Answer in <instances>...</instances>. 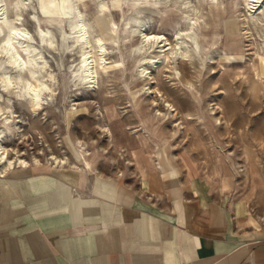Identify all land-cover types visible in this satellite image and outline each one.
Instances as JSON below:
<instances>
[{
	"label": "rangeland",
	"instance_id": "obj_1",
	"mask_svg": "<svg viewBox=\"0 0 264 264\" xmlns=\"http://www.w3.org/2000/svg\"><path fill=\"white\" fill-rule=\"evenodd\" d=\"M257 1L0 0V42L12 23L26 30L29 38L17 36L15 48L22 58V47L34 49V75L49 87L47 105L34 114L18 82L4 90L0 81L2 145L9 156L15 149L30 164L33 157L45 164L51 154L74 163L73 144L80 140L90 150L89 161L97 158L93 170L98 166L115 177L133 171L142 148L154 162L168 154L218 196L242 203L249 222L264 227V80L255 81L252 68L264 73V0ZM77 20L87 44L78 41ZM188 27L198 48L187 37ZM143 35L159 39L143 44ZM178 43L188 58L175 49ZM82 55L91 61L90 77L80 71ZM5 58L0 53V76L30 77L31 66L15 71ZM145 88L132 109L131 92ZM161 102L176 114L160 121L163 133L178 122L181 129L167 145L157 141L162 150L156 151L139 129L141 120L166 111ZM211 107L221 110L211 115ZM215 117L226 124L218 125Z\"/></svg>",
	"mask_w": 264,
	"mask_h": 264
},
{
	"label": "crops",
	"instance_id": "obj_2",
	"mask_svg": "<svg viewBox=\"0 0 264 264\" xmlns=\"http://www.w3.org/2000/svg\"><path fill=\"white\" fill-rule=\"evenodd\" d=\"M140 151L121 177L78 162L0 177V264H264L242 203Z\"/></svg>",
	"mask_w": 264,
	"mask_h": 264
},
{
	"label": "bare ground",
	"instance_id": "obj_3",
	"mask_svg": "<svg viewBox=\"0 0 264 264\" xmlns=\"http://www.w3.org/2000/svg\"><path fill=\"white\" fill-rule=\"evenodd\" d=\"M250 2H251V4L256 5L258 1L257 0H250ZM6 21H8V20H6ZM251 22H252V20H251ZM10 23H12V21ZM73 25L77 29L76 33L78 34V41H82V42L86 43V41H87L86 32H85L84 26L82 25V22L77 20V21H75L73 23ZM39 31H40V29H39ZM140 31H142V29ZM45 32L41 31L40 34H43ZM141 33H143V32H141ZM24 35H27V37H28V32L26 30L21 29L20 27L14 26L13 23H12L10 26L7 27L5 37L0 42V53L4 54V56H6V58H5L6 61L11 65L12 69H14L15 71L16 70H23L24 67H27V65L31 66L30 71L28 70V72H29L28 75H30V77L26 79V78H21L19 76L16 79V81H15V80L12 79V77L10 75L5 73V74H2L0 76V81H1V84H2V87L4 88V90L13 87L14 84L18 82L21 85L19 87H21V90L23 92L22 95L26 96V98L29 99L30 111L32 113H34V114H39V112L44 109V105H47V102H48V98L47 97L49 96V94H46V93L49 90V87H48V84H46L44 82V79H43V81H41L38 78H36V76L34 75V71L35 70H33V68L39 66V65L36 66V64H37L36 63L37 61L35 60L36 57H33V55H31L32 51L34 49L28 44H26L24 47H22V49L26 51V55H25L26 59H25V58L21 57V55L18 53V51L15 48V45H14L13 41L15 40V42H18L17 36H24ZM196 36H197V34H196ZM187 37L194 42V45H192L194 48H198L199 47V44H198V42L196 40L197 37L195 38V34L192 31V27H188ZM22 38L24 39V37H22ZM150 39H159V36H156V35H153V36L143 35V39H142V41L140 43L144 44V42H148ZM30 41H31V39H30ZM97 41H98V43H96V44H98L97 45L98 49L99 48L101 49L102 45H101V43L99 44L100 41L98 39H97ZM212 41H214V39ZM87 43H88V41H87ZM140 46H141V44H140ZM176 47L177 48H175V49L180 51V55L181 56H187V58H188V50L187 49L186 50L184 48L182 49V47L179 46V43H178V45H176ZM196 51H197V49H196ZM176 53H177V51H176ZM177 55H178V53H177ZM97 56H98V60L102 58V56L100 54H98V53H97ZM89 62H91V61H89V58L86 57L85 55L80 60V65H81L80 67L81 68L80 67L79 68H80V71H81V69H83L82 71L84 72V75L81 74L83 76V78L91 76V69L89 68V64H91V63H89ZM44 65L45 64L43 63V66ZM40 68H41V66H40ZM252 68H253L255 81L260 79V78L262 80H264V73H262L260 71V69H258L255 66H252ZM36 71H37V69H36ZM92 73H94V72H92ZM38 75H39V73H38ZM81 82H82V80H81ZM262 83H264V81H262ZM145 90H146V88L145 89H141L140 91H138V93H141V94H136L135 92L134 93L131 92L130 95H131L132 99L134 100L132 109H136L137 108V100H136V98L137 97L139 98V96L144 95ZM131 102H132V100H131ZM161 104H162V102H161ZM154 105L160 106V104L158 102H154ZM162 107H163L162 110H164V111L166 110L165 112H163V113L156 112L155 115L151 117V119L147 118V119H145V121L141 120V124L143 126H142L141 129H139V130H142V133L145 135V137L148 138V140L152 141V143L154 145V150H156V151L157 150H162V148H160L158 146L157 141H161L162 143L167 145L169 143V139H171L172 137L176 136V132L181 129V127L179 126L180 123L178 122V124H176V123L173 124V129L168 134L163 133V129H162L160 121L161 120L168 121L171 118H173L176 114H174L175 109H172L169 104L166 105V106L163 105L160 108H162ZM165 107H167V108H165ZM217 109L221 110L220 107H211V110H212V111H210L211 115L212 114L215 115L217 112H219V110H217ZM134 111H136V110H134ZM184 118L186 120H190V121L193 120V118L189 114L185 115ZM215 122L218 123V125L222 124V123L226 124V122L225 121L222 122V119L219 118V117H215ZM139 130H137L136 132L137 133L140 132ZM159 134H160V136H159ZM3 139H4V132L2 130H0V177H5L6 172H8L9 170H13V171H15V170L20 171L21 170V171H24V170H26L27 167L30 168L31 166H32V168H37V169H39L41 167L42 168L51 169V168H54V167H57V166H64L66 164H71V162H69V158L67 156L58 157V156H55L54 154H51V156H49L50 157L49 161L46 162L45 164L41 163L40 160L37 159L36 157L32 158V160H33L32 162L33 163L30 164V162L28 160H26L19 153V151L15 150V149H12L13 153L11 154V156H9L10 155L9 150L6 147H4L2 145V143H1ZM73 146H74V150L76 152V157L78 158V161H76V162L80 163V165H82V166H86L87 169H89V170L93 169V167L95 166V164L97 162V158L92 159L91 161H89L88 156L90 155V150L87 148V144L82 142V141H80V140H77L73 144ZM142 150L145 152L144 148H142ZM147 155L150 158H153V154L149 153ZM229 155H231V154H229ZM74 165H75V163H74Z\"/></svg>",
	"mask_w": 264,
	"mask_h": 264
}]
</instances>
